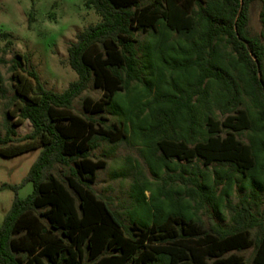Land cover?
Listing matches in <instances>:
<instances>
[{
  "label": "trees",
  "instance_id": "1",
  "mask_svg": "<svg viewBox=\"0 0 264 264\" xmlns=\"http://www.w3.org/2000/svg\"><path fill=\"white\" fill-rule=\"evenodd\" d=\"M257 1L264 28V0H86L101 20L69 45L78 78L61 92L45 87L27 53L0 57V155L42 148L25 179L34 192L16 196L0 225V264H264V29L249 32ZM138 32L151 36L147 66ZM91 82L103 94L86 96L82 115L73 102ZM115 104L130 109V121L108 126L103 113ZM26 121L32 131L20 135ZM130 131L156 174L173 161L193 172L182 171L179 192L169 175L148 203L139 196L149 186L137 184L127 224L93 189L107 162L91 153L99 140L120 143ZM57 164L69 166L63 178ZM238 176L250 191L234 203ZM210 209L226 223L207 226ZM250 248L248 263L239 252Z\"/></svg>",
  "mask_w": 264,
  "mask_h": 264
},
{
  "label": "rangeland",
  "instance_id": "2",
  "mask_svg": "<svg viewBox=\"0 0 264 264\" xmlns=\"http://www.w3.org/2000/svg\"><path fill=\"white\" fill-rule=\"evenodd\" d=\"M262 8L263 4L260 1L253 3L249 26V32L253 36H260L264 29L260 17ZM100 20L101 16L94 8L87 6L86 0H0V57L6 55L8 60H11L16 52L27 53L45 87L56 92L64 91L78 78L77 72L69 64V45L77 40L78 34L83 29ZM4 32H9L11 36L4 37ZM138 35L143 44L140 57L147 66L149 59L146 55V46L151 36L140 32ZM168 35L170 39H174L177 34L175 31H170ZM9 41L12 42L11 45H8ZM7 46L8 51L5 54L4 49ZM1 70L5 75L9 94L12 95L9 81L11 74L8 66L2 65ZM148 74L147 70L145 76ZM141 88V84H134L128 95L129 98L134 97ZM102 94L101 89L96 88L91 82L88 89L73 102L75 111L87 115L82 106L84 98L91 96L98 99L102 97ZM103 115L108 119L106 120L108 126L125 119L126 122L130 121V109L125 115L116 104L108 106ZM217 116L219 119L224 118L219 111ZM31 131L32 125L29 121L18 127L20 135H26ZM4 133L5 129L0 127V134ZM239 138L248 141L249 132L239 133ZM41 150L40 147L12 157L0 155V225L12 208L16 196L26 198L34 192V184L25 182V179ZM91 156L93 159H104L107 162L106 167L98 171V177L92 184L93 189L99 197L109 202L111 208L121 214L127 224L130 223L129 215L134 208L137 184L141 187L149 186L150 190H146L145 193L140 192L139 196L142 203H148L151 201L152 192L158 191L169 175L177 177L170 179V184L179 192L186 186L182 178H179L182 171L185 176H190L193 172L191 166H187V171L183 170L186 165L184 161H173L163 166L161 172L156 174L151 165L147 146L142 142L141 137L131 131L129 139L120 143L99 140V145L92 151ZM159 156L160 153H157L156 158ZM199 167L203 171L207 170L203 164H199ZM210 169L212 170V166ZM68 171L69 166L62 164H57L55 169L61 178ZM237 178L229 195L234 203L250 191L248 182L240 176ZM262 196L264 205V189ZM143 212L140 205L136 218L142 217ZM201 213L203 215V211ZM213 214L214 212L210 209L203 215L207 226L212 222L226 223L221 219L222 216ZM239 253L243 254L249 263L255 254V248L245 249Z\"/></svg>",
  "mask_w": 264,
  "mask_h": 264
}]
</instances>
